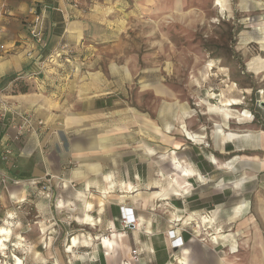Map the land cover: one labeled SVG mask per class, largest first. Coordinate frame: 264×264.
<instances>
[{
	"label": "rangeland",
	"instance_id": "rangeland-1",
	"mask_svg": "<svg viewBox=\"0 0 264 264\" xmlns=\"http://www.w3.org/2000/svg\"><path fill=\"white\" fill-rule=\"evenodd\" d=\"M93 1L106 10V15L100 14L111 26L106 33L111 35L107 39L111 40L112 58L106 63L99 57L90 66L75 64L73 81L88 96L85 88L89 84L90 96L109 92L114 104L100 114H85L82 103L76 112L65 110L66 116L82 114V118L64 130L60 124L46 130L55 135L52 145L59 141L60 145H54L52 153L51 149L43 151L44 162L46 153L54 165L56 158L66 156L68 171L85 168L86 163L102 167L105 158H112L113 167L139 168L144 181H150L148 173L153 172L163 187L170 161L175 157L182 163L189 161L184 148H195L181 137L179 125L210 133L221 115L209 109L233 98L241 104L229 108L231 115L251 113V120L256 119L254 110L264 102V0H220L222 7L216 5L217 0ZM154 126L159 127L160 134ZM91 141L97 142L96 150L88 149ZM176 142L182 146L173 154L171 146ZM201 145L203 151L211 150L210 142L203 139ZM189 152L194 156L193 150ZM244 166L235 165L231 174L238 176L236 171ZM28 183L34 191L25 199L0 202V226L11 231V242L0 237L5 244V250H0V264H15L12 255L22 264H71L80 256L90 260L89 250L80 244L93 227L73 220L83 209L81 203L74 202L77 193L84 192L81 186L68 184L50 172ZM251 183V190L241 192H233L225 184L223 217L192 232L214 248L225 264H264V186L260 176ZM13 184L9 181L6 185ZM62 197L63 207L51 213L50 207L59 206ZM244 197L248 199L247 214L238 221H228ZM161 203L157 201L153 209L160 208ZM194 225L187 223V227ZM219 229L221 232L216 233ZM104 233L106 236L107 230ZM227 234L237 243L235 254H229V243L220 238ZM74 236L79 237L75 257L64 251L68 238L70 241ZM212 236H216L215 243Z\"/></svg>",
	"mask_w": 264,
	"mask_h": 264
},
{
	"label": "crops",
	"instance_id": "crops-1",
	"mask_svg": "<svg viewBox=\"0 0 264 264\" xmlns=\"http://www.w3.org/2000/svg\"><path fill=\"white\" fill-rule=\"evenodd\" d=\"M98 4L93 0H0V170L15 181L10 186L0 184V202L4 200L9 204L17 198L25 199L34 191L28 182L50 172L68 184L81 186L84 192L77 193L74 202L81 203L83 209L79 215H74L73 220L80 225L93 227L92 233L80 244V247L89 250L90 260H83L80 256L74 258L75 262L71 264H225L214 248L197 239L192 232L196 228L200 230L207 223H217L223 217L225 184L230 185L233 192L251 190V181L260 176V183L264 186V106L254 110L258 115L254 120L250 118L251 113L240 115L243 118L239 115L225 118L221 112L223 106L221 111L210 108V111L221 115L210 133L187 130L184 123L183 127L179 125L181 137L195 146L190 148L194 156L185 147L189 161L182 163L173 158L166 173L168 181L163 187L153 172L148 173L150 181H144L139 168L113 167L112 158H105L102 167L86 163L85 168L68 171L64 166L68 162L66 156L56 158L55 165L47 153L45 162L42 159L43 151L51 149L52 153L54 145L57 148L60 145V141L52 145L56 141L55 135L46 130H54L57 124L64 130L82 118V114L66 116L65 110L76 112L82 103V112H87L85 114H100L107 112L114 104L109 92H105L104 96H90L89 84L85 88L88 96L73 81L77 66H90L99 57H104L106 63L107 59L111 61L112 58L111 40L107 39L111 35L106 33L111 26L100 14L106 15V10L102 11ZM31 8L43 11L42 27L47 44L41 49L29 37L25 24ZM102 31L105 33L102 34ZM56 52L61 53V58L54 56ZM20 82L27 86V93L13 91ZM2 103L43 121L44 127L38 135L27 134L19 141H9V136H13L12 116L10 113L2 114ZM153 129L160 134L158 126ZM64 132H61L62 135H65ZM194 134L199 138H192ZM203 139L208 144L210 142V151L201 148ZM95 144L96 141H91L88 149L96 150ZM6 145H9L11 155L7 160H2ZM180 145L179 142L172 144L173 154L181 148ZM76 158L81 159L80 156ZM226 162L234 167L226 168ZM240 163L246 166L236 171L240 172L238 176H233L231 173L235 172L230 171ZM86 176L89 179H84ZM64 199L62 197L58 201L59 206L50 207L49 211L59 212ZM157 201L162 203L160 208L154 210ZM86 203L92 208L87 210ZM247 207L248 199L244 197V201L232 209L228 221L240 220L247 214ZM123 208L132 209L137 224L134 229L124 232L119 226ZM85 214L91 216L92 224L85 225L78 221ZM10 217L9 220L13 221L14 218ZM202 217L206 218L202 220ZM187 223L195 225L187 227ZM108 229H113V233L103 236ZM169 230H174L175 237L182 238L180 248L172 247ZM10 233L8 237H0H4L5 242H11ZM103 237L109 239L108 246L103 245ZM227 238L225 242L229 243V248L232 243L237 245L231 234H227ZM73 240L77 244L79 237L74 236L70 241L68 238L64 251L75 257L79 253H75L78 248ZM229 248V254L238 252V246L236 252H230ZM134 249L139 254L137 262L132 260L131 252Z\"/></svg>",
	"mask_w": 264,
	"mask_h": 264
},
{
	"label": "built area",
	"instance_id": "built-area-1",
	"mask_svg": "<svg viewBox=\"0 0 264 264\" xmlns=\"http://www.w3.org/2000/svg\"><path fill=\"white\" fill-rule=\"evenodd\" d=\"M76 4L75 2H73ZM29 17V18H28ZM28 17L25 21L26 28L28 30L29 37L32 39L33 43L36 44L40 49L46 47L47 37L43 32L42 20L43 11H37L33 8L28 10ZM2 29L0 28V34ZM68 54H70L68 52ZM56 58H61V53L56 52L54 54ZM2 114L10 113L12 116L11 129L13 130V136H9V141H19L25 135H38L41 129L44 127V123L41 120H35L31 115L19 113L17 110L12 109L8 104L2 103ZM11 155V149L9 145H6L3 149L1 159L7 160L8 156ZM9 181H13L9 176L0 170V184L5 185ZM136 218L133 214L132 209L123 208L120 211L119 216V226L124 232L125 230H132L136 227ZM108 234L113 233V229L107 230ZM120 234V233H119ZM169 237H171V244L173 248H180L183 245V240L181 237L174 236V230H169ZM132 260L134 262L138 261L139 254L136 249L132 250Z\"/></svg>",
	"mask_w": 264,
	"mask_h": 264
},
{
	"label": "bare ground",
	"instance_id": "bare-ground-1",
	"mask_svg": "<svg viewBox=\"0 0 264 264\" xmlns=\"http://www.w3.org/2000/svg\"><path fill=\"white\" fill-rule=\"evenodd\" d=\"M216 5H220L221 7H222V4H221V1L220 0H217V3H216ZM222 105L221 106H223L224 107V109L221 111V107H216V108H214V109H216V110H219V111H221L222 112V114H223V116L225 117V118H231V114H230V111H229V108L231 107V106H235V105H240L241 104V101L239 100V99H237V98H233V99H225L224 101H222V103H221ZM244 115H248V114H246V113H243ZM183 115V114H182ZM246 117V116H245ZM181 125H184L183 123L181 124ZM169 126H167L166 127V129L167 130H169ZM191 134V133H190ZM191 137L192 138H199V137H197V135H191ZM235 161V160H234ZM232 167H234V165L232 164V163H230V162H226V168H232ZM82 195V194H81ZM83 198H85V197H83ZM87 204V203H86ZM92 207H91V205L90 204H87L86 205V209L87 210H89V209H91ZM86 210V211H87ZM204 218H206V217H202V219H204ZM78 221H80L82 224H85V225H90V224H92V218H91V216L90 215H88V214H85L84 215V217L82 218V219H78ZM94 225V224H93ZM221 232V230H219L217 233H220ZM9 231L7 230V229H5V228H0V235L1 236H9ZM221 235V234H220ZM221 238V240L223 241V242H225L226 240H228V238H227V235H223V236H221L220 237ZM230 238V237H229ZM212 241H213V243H215L216 242V236H212ZM232 239V238H231ZM73 242V244H76L75 243V241L73 240L72 241ZM71 242V243H72ZM102 243H103V245L104 246H108L110 243H109V239H107V238H102ZM231 244V243H230ZM74 246V245H73ZM71 247V246H70ZM69 247V248H70ZM236 247H237V245L236 244H234V243H232L231 244V246H230V248H229V251L230 252H236ZM5 249V244H2V242H1V240H0V250H4ZM14 257V260H15V264H22V262H21V260H20V258H18V257H16V256H13Z\"/></svg>",
	"mask_w": 264,
	"mask_h": 264
},
{
	"label": "trees",
	"instance_id": "trees-1",
	"mask_svg": "<svg viewBox=\"0 0 264 264\" xmlns=\"http://www.w3.org/2000/svg\"><path fill=\"white\" fill-rule=\"evenodd\" d=\"M14 92H19V93H27L28 92V88L26 85H24L23 83H19L17 85V89H13Z\"/></svg>",
	"mask_w": 264,
	"mask_h": 264
},
{
	"label": "water",
	"instance_id": "water-1",
	"mask_svg": "<svg viewBox=\"0 0 264 264\" xmlns=\"http://www.w3.org/2000/svg\"><path fill=\"white\" fill-rule=\"evenodd\" d=\"M261 105L264 106V102H262Z\"/></svg>",
	"mask_w": 264,
	"mask_h": 264
}]
</instances>
